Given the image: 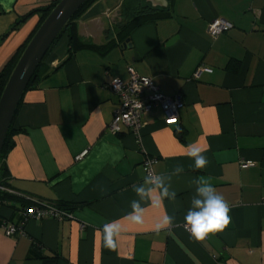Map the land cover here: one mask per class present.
<instances>
[{
    "label": "crops",
    "instance_id": "0c3cea01",
    "mask_svg": "<svg viewBox=\"0 0 264 264\" xmlns=\"http://www.w3.org/2000/svg\"><path fill=\"white\" fill-rule=\"evenodd\" d=\"M52 1L0 0V71L39 13L13 25ZM164 11L121 38L132 17ZM215 18L231 27L213 39L207 26ZM77 32L96 46L114 45L68 54V37L60 36L36 85L22 94L13 145L2 158L9 188L71 204L72 218L24 220L0 204V219L21 226L12 236L0 226V264H264V0H96L77 19ZM129 67L163 94L180 96L176 122L166 123L154 107L137 132H110L119 98L106 83L127 80ZM193 143L208 147L203 169L185 155ZM146 159L168 176L176 197L159 208L143 202L137 225L125 217ZM245 161L252 164L242 167ZM177 167L183 171L173 174ZM198 179L209 180L230 206L229 222L203 239L182 227ZM165 214L174 222L154 231ZM110 222L121 225L114 247L102 239Z\"/></svg>",
    "mask_w": 264,
    "mask_h": 264
},
{
    "label": "clouds",
    "instance_id": "9594fccd",
    "mask_svg": "<svg viewBox=\"0 0 264 264\" xmlns=\"http://www.w3.org/2000/svg\"><path fill=\"white\" fill-rule=\"evenodd\" d=\"M147 83V82H146ZM181 129L177 128V132ZM208 151L206 145L193 143L187 146V155L193 160L197 169L207 166L208 160L205 153ZM183 169L177 167L173 174H179ZM168 176L165 174H147L143 183L134 185V192L138 199L131 201V211L126 214V220L133 224L144 223L145 208L143 202L150 203L153 208H159L165 199L174 200L176 193L170 190L166 182ZM194 194L190 201V206L184 216L187 230L194 239H203L206 234L222 229L230 220L229 203L224 196L219 193L209 180H196ZM174 216L165 214L154 224L153 230L156 232L166 229L174 222ZM121 231V225L117 222H110L103 225L102 239L109 247H114V237Z\"/></svg>",
    "mask_w": 264,
    "mask_h": 264
},
{
    "label": "built area",
    "instance_id": "2783aa9c",
    "mask_svg": "<svg viewBox=\"0 0 264 264\" xmlns=\"http://www.w3.org/2000/svg\"><path fill=\"white\" fill-rule=\"evenodd\" d=\"M230 27L231 24L229 22L221 18H215L209 22L207 31L210 37L215 39L220 33ZM128 74L127 80L112 78L106 83V86L119 98V103L113 111L112 120L109 124L110 132H119L121 126L128 127L133 132H137L142 126L141 117L148 114L154 107H160L164 111V121L166 123L169 124L177 121L178 111L183 106L179 95L170 97L163 94L152 78L141 76L130 67L128 68ZM152 162V159H146L144 161L146 175L154 173L152 170ZM251 164L252 162L245 161L241 166L246 167ZM0 190L12 194H19L13 189L1 185ZM21 214L25 220L51 217L61 221L72 218L70 212L59 209L53 204L46 202H40L34 206L26 207L21 210ZM182 227L190 233L187 230L185 222L182 224ZM1 228L6 236H12L21 231L20 228L8 220L2 222Z\"/></svg>",
    "mask_w": 264,
    "mask_h": 264
},
{
    "label": "trees",
    "instance_id": "16d2710c",
    "mask_svg": "<svg viewBox=\"0 0 264 264\" xmlns=\"http://www.w3.org/2000/svg\"><path fill=\"white\" fill-rule=\"evenodd\" d=\"M60 0H53L52 2H50L48 5L42 6L40 8H36L33 9L32 11L28 12L27 14H25L23 17L20 18V20H18L12 28H15L17 25H19L20 22L24 21L26 18H28L29 16H31L32 14L35 13H39V20H38V24L36 26V28L34 29V31L30 34V36L27 38V40L16 50V52L12 55V57L5 63V65L3 66V68L0 71V95L3 91V88L15 66V64L17 63L20 55L22 54L24 48L26 47V45L28 44V42L30 41V39L32 38V36L34 35V33L36 32V30L39 28V26L41 25V23L44 21V19L47 17V15L50 13V11L52 10V8L59 2ZM96 0H86L82 6L75 12V14L68 20V22L66 23V25L61 29V31L59 32V34L57 35V37L55 38V40L53 41V43L51 44V46L48 48V50L46 51L45 55L43 56V58L41 59L40 63L38 64L37 68L35 69L34 73L32 74L26 89L28 88H32L33 86L36 85L37 80L39 79V72H40V66L43 65L44 59L47 56V54L51 51V49L53 48V46L55 45V43L58 41V39L60 38L61 35L65 34L68 37V54H72L73 52H75L76 50L79 49H93V50H106L110 47H112L114 45V42H108L107 44L103 45V46H96L94 45L92 42L87 41L83 38H81L78 35L77 32V19L85 12V10L92 4L94 3ZM168 14V12H155V13H140L139 15H137L135 18H131V21L127 22L126 24H124L121 27V30L119 31V34L121 35V38H126L127 36H129L130 31L132 30V28H134L135 26H137L138 24H140L142 21H144V19H155L161 15H166ZM6 35V34H5ZM17 130H14L12 128V122L8 128L4 143H3V147L0 153V185L1 186H5V187H9L7 180H8V176H7V169L4 165V163L2 162V158L3 155L5 154L6 150L9 149L10 147H12L13 145V135ZM19 131V129H18ZM40 202H42L39 199H36L30 195H26V194H12L6 191H1L0 190V204H8L10 205L13 209L18 210L21 214V210H23L26 207H30V206H34L35 204H39ZM51 204V203H50ZM54 206L58 207L59 209L71 212L72 211V205L71 204H67V203H56L53 204ZM22 217V219H24L23 215H20ZM7 220L6 218L4 219H0V226L2 225V222ZM25 220V219H24ZM11 221V220H10ZM12 223H14L13 221H11ZM15 224V223H14ZM16 225V224H15ZM17 226V225H16ZM18 227V226H17ZM18 228L21 229V226H19ZM42 258V257H41ZM44 259V258H43ZM55 259H45V262L47 263H53Z\"/></svg>",
    "mask_w": 264,
    "mask_h": 264
},
{
    "label": "water",
    "instance_id": "95a60500",
    "mask_svg": "<svg viewBox=\"0 0 264 264\" xmlns=\"http://www.w3.org/2000/svg\"><path fill=\"white\" fill-rule=\"evenodd\" d=\"M86 0H60L36 30L15 64L0 95V153L27 84L61 29Z\"/></svg>",
    "mask_w": 264,
    "mask_h": 264
}]
</instances>
